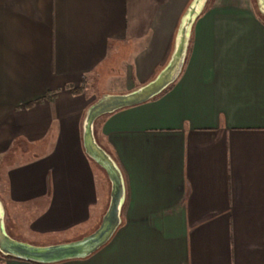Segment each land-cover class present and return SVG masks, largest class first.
Wrapping results in <instances>:
<instances>
[{
	"label": "crops",
	"instance_id": "obj_1",
	"mask_svg": "<svg viewBox=\"0 0 264 264\" xmlns=\"http://www.w3.org/2000/svg\"><path fill=\"white\" fill-rule=\"evenodd\" d=\"M193 4L0 0V202L36 240L6 236L100 231L113 195L85 147L90 112L160 80ZM206 9L172 81L91 123L122 176L117 225L45 264H264V0ZM0 264L36 263L0 249Z\"/></svg>",
	"mask_w": 264,
	"mask_h": 264
},
{
	"label": "bare ground",
	"instance_id": "obj_2",
	"mask_svg": "<svg viewBox=\"0 0 264 264\" xmlns=\"http://www.w3.org/2000/svg\"><path fill=\"white\" fill-rule=\"evenodd\" d=\"M198 13V8L196 6L193 7V9L190 12V15L185 19L184 27L182 35L179 37V52L177 53L171 67L165 71L160 80L149 87L147 90L141 92L140 94L133 95L130 98H108L104 100L103 102L96 105L90 112L89 118H88V126H87V132H86V145L89 155H91L94 159H96L99 163L106 166L111 176L113 177L115 181V191H114V204L112 210L109 212L108 216L106 217L105 223L103 228L100 230L98 234L93 236L92 238L88 239L83 245H82V253H87L94 247H96L101 242H104L108 236L111 234L113 229L118 223V213H119V206H120V199L123 193V184H122V176L113 163V161L102 151L99 149V147L96 145V143L93 140V137L91 135L90 131V123L93 121L96 116L99 114L111 110L114 107L126 103V102H133L141 99H145L151 94L157 92L162 87H164L166 84H168L170 81H172L175 76L177 75V72L179 71V68L182 64V58L184 55V49L186 46V41L189 36V27L192 22V20L195 18V16ZM0 249L2 252H4L7 255H16L21 257H27L29 256V251H35V249L27 244L17 242L8 236L2 231V228L0 227ZM32 256V255H31Z\"/></svg>",
	"mask_w": 264,
	"mask_h": 264
},
{
	"label": "water",
	"instance_id": "obj_3",
	"mask_svg": "<svg viewBox=\"0 0 264 264\" xmlns=\"http://www.w3.org/2000/svg\"><path fill=\"white\" fill-rule=\"evenodd\" d=\"M178 52H179V47L177 49L176 55H177ZM145 90H147V89H145ZM140 93H138V94H140ZM137 101H139V100H137ZM133 102H135V101H133ZM128 103H132V102H126V103H123V104H128ZM120 105H122V104H120ZM91 123H92V121H91ZM91 123H90V131H91ZM85 147H86V150H87V145L86 144H85ZM94 160L96 162H98L96 159H94ZM100 165L102 167H104L108 171V174L110 175L111 181L113 183V201H112V205H111V209H110V211H111L112 208H113V204H114L115 181H114L113 177L111 176V173H110L109 169L106 166L102 165L101 163H100ZM99 232L100 231H98V233ZM98 233H96V234H98ZM95 235H93V236H95ZM93 236H90V237H88V238H86V239H84L82 241H79V242H76V243H70V244L55 245V246H50V247H34V246H31V247H33L35 249V251L34 250L33 251H29L30 255L27 256V257H21V256H16V255H9V256L15 257V258H18V259L32 261V262H35V263H40V264L53 263V262H59V261L67 260V259L84 257V256H87L88 254H90L91 252H93L97 247H99L103 243V242H101L100 244H98L96 247H94L93 249H91L89 252H87L85 254L82 253V251H81L82 245L88 239L92 238Z\"/></svg>",
	"mask_w": 264,
	"mask_h": 264
},
{
	"label": "rangeland",
	"instance_id": "obj_4",
	"mask_svg": "<svg viewBox=\"0 0 264 264\" xmlns=\"http://www.w3.org/2000/svg\"><path fill=\"white\" fill-rule=\"evenodd\" d=\"M258 1L260 3V8L262 9L263 0H258ZM212 2H213V0H194L193 7L194 6L198 7V12H201L202 13V12H205L207 10L206 8H208L212 4ZM261 15L262 16L264 15V11H263V13H260V16ZM85 142H86V140H85ZM105 154L109 157L108 153H105ZM93 161L95 162V160H93ZM96 163H97V165H99V169H101L100 171H102L105 174L104 175V179L105 178L107 179V177H108V175H107L108 171L104 167H102L100 165V163H98V162H96ZM106 179H105V182H106L105 184L107 186V193H110L111 195H113V183L111 184V181L109 180V178H108V180H106ZM15 213H16L15 211H11L10 209H8V211H7L6 208L4 207V204L2 202H0V227L2 228V230H4L3 228L6 226V229L9 232L13 233V234H18V232H20L19 234H25L27 237H29V238H35V240H36V236L32 235L28 231H25V228L23 226H19L18 227L14 223H12V221L9 220ZM14 217H15V215H14ZM104 223L105 222L103 220L102 226L104 225ZM96 233H98V232H96ZM67 238H68V236L63 235V234L47 235V236H44L41 239V241H38L39 242L38 244H42V245H46V246H55V245L62 244L61 242H66L68 240ZM37 240H39V239H37Z\"/></svg>",
	"mask_w": 264,
	"mask_h": 264
},
{
	"label": "trees",
	"instance_id": "obj_5",
	"mask_svg": "<svg viewBox=\"0 0 264 264\" xmlns=\"http://www.w3.org/2000/svg\"><path fill=\"white\" fill-rule=\"evenodd\" d=\"M260 18L264 21V15L263 16L261 15ZM190 51H191V41H190V44H189V46L187 48V53H186V57H185V63H186V61H187V59L189 57ZM36 264H40V263H36Z\"/></svg>",
	"mask_w": 264,
	"mask_h": 264
}]
</instances>
